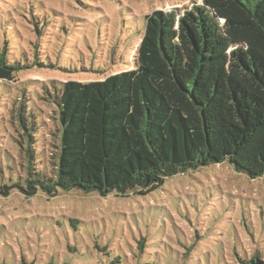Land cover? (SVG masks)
<instances>
[{
    "label": "rangeland",
    "instance_id": "obj_1",
    "mask_svg": "<svg viewBox=\"0 0 264 264\" xmlns=\"http://www.w3.org/2000/svg\"><path fill=\"white\" fill-rule=\"evenodd\" d=\"M201 3L0 0V53L7 47L9 61L25 66L17 79H0V264H107L118 257L130 264H236V254L264 256V177L252 180L227 162L167 178L146 196L5 191L10 161L24 174L18 142L26 132L11 113L23 93L40 125V163L54 169L61 125L46 88L53 93L67 81H105L131 70L144 16L183 14Z\"/></svg>",
    "mask_w": 264,
    "mask_h": 264
},
{
    "label": "trees",
    "instance_id": "obj_2",
    "mask_svg": "<svg viewBox=\"0 0 264 264\" xmlns=\"http://www.w3.org/2000/svg\"><path fill=\"white\" fill-rule=\"evenodd\" d=\"M143 19L131 70L46 88L61 125L54 169L36 151L30 96L13 104L26 132L18 142L24 174L10 161L6 193L146 196L167 178L226 162L252 180L264 177V0H202L183 14L157 10ZM7 50L0 79L14 80L25 66ZM236 264H264V256L236 254Z\"/></svg>",
    "mask_w": 264,
    "mask_h": 264
}]
</instances>
